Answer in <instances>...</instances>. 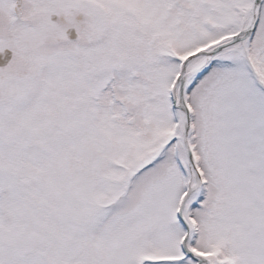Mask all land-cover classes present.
<instances>
[{
  "label": "snow or ice",
  "instance_id": "obj_1",
  "mask_svg": "<svg viewBox=\"0 0 264 264\" xmlns=\"http://www.w3.org/2000/svg\"><path fill=\"white\" fill-rule=\"evenodd\" d=\"M0 264H264V0H0Z\"/></svg>",
  "mask_w": 264,
  "mask_h": 264
}]
</instances>
